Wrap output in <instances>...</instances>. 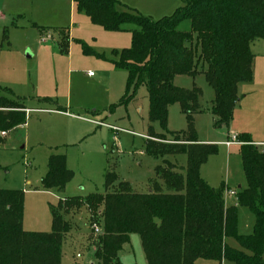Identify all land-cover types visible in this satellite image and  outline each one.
Listing matches in <instances>:
<instances>
[{
	"label": "trees",
	"instance_id": "16d2710c",
	"mask_svg": "<svg viewBox=\"0 0 264 264\" xmlns=\"http://www.w3.org/2000/svg\"><path fill=\"white\" fill-rule=\"evenodd\" d=\"M72 1L79 13L104 31L130 32L129 47L111 50L110 59L81 40L76 42L84 55L107 60L126 72L125 93L118 105L136 100L137 89L144 86L148 119L166 132L168 107L180 105L186 128L168 132L171 138L163 139L149 126L145 153L154 159L183 154L186 165L164 160L154 169L161 182H150L145 193L135 192L113 170L105 169L104 193L68 196L49 204V232L23 230V191L0 189V264H61L63 237L71 228L65 215L70 208L81 207L101 222L103 233L94 250L99 264H121L118 253L131 234L139 236L147 264H194L198 259L264 264V153L249 135L238 136L245 187L237 190L236 202L254 216L252 233L240 235L237 206L225 205L224 185L213 188L200 176L202 164L217 152L215 144L199 141L195 131V116L203 111L201 91L173 83L176 75L202 73L214 92L209 107L213 127H228L240 100L238 85L253 79L250 45L264 40V0H183L171 15L156 20L118 0ZM183 21H189L188 30L178 29ZM56 33L60 51H67L69 31L61 28ZM5 91L12 99L0 96V144L1 133L23 125L30 111L22 98ZM39 101L66 112L51 98ZM114 108L107 110L111 113ZM47 168L41 188L64 192L73 177L65 155L51 153ZM227 237L249 253L229 247Z\"/></svg>",
	"mask_w": 264,
	"mask_h": 264
},
{
	"label": "rangeland",
	"instance_id": "374dc122",
	"mask_svg": "<svg viewBox=\"0 0 264 264\" xmlns=\"http://www.w3.org/2000/svg\"><path fill=\"white\" fill-rule=\"evenodd\" d=\"M125 1L127 3L120 2L154 20L159 17L156 13L166 12L165 15H171L183 3V0H161L158 2L162 8L156 12L152 9V2L144 4V0ZM40 2L47 6L46 1ZM37 3L39 2H34ZM27 6L26 0H0V96L12 99L5 91L9 89L16 97L22 98L27 107L39 109L52 107L39 101L48 97L76 116L117 128L113 131L80 118L30 111L25 125L17 126L2 136L0 189L23 191V230L49 232L51 223L48 215L43 213L45 208L47 211L48 203L54 204L63 193V196L104 193L105 169L113 170L119 181L128 182L136 192L145 193L150 182H161L154 169L164 160L185 167L186 156L183 154L166 155L157 159L148 156L145 153V139L149 126L161 138L169 139L171 136L168 132L184 130L186 122L178 103L168 107V132L157 121L150 122L147 91L144 86L137 89L136 100L127 105H118L125 93L126 72L116 69L111 62L84 55L81 46L76 42L81 40L96 53L104 54L110 59L111 50L129 47L130 32L104 31L91 24L84 14L77 13L72 17L67 16L61 24L58 20H47L48 24L42 25L36 21H43L42 16L34 14ZM40 27L48 30L43 33ZM61 28L67 29L70 36V43L64 52L59 49L56 33ZM178 29L188 30L189 21H183ZM255 41L257 48L253 51L257 62L264 63V40ZM89 72L92 76H89ZM173 83L185 89L196 86L201 91L199 103L203 111L197 117L195 131L198 138L217 146L216 154L210 155L202 164V173L208 177L207 184L213 188L225 184L230 191L237 190L238 185L244 186L240 147L234 145L227 148L213 142H224L232 134H247L254 141L264 142V65L261 69L257 65L251 85H241V94L248 93L247 98L235 107L232 120L226 128L213 127L209 107L214 92L202 73L195 77L176 75ZM111 105L115 108L110 113L107 109ZM75 129L85 133L80 140H74L71 135ZM51 153L65 155L69 167L66 166L73 172L64 192L59 194L45 192L40 186V180L47 172ZM68 191L75 193L68 194ZM233 198L228 196L227 202L232 203ZM67 212L65 219L71 228L63 237L61 264L94 263L95 246L103 233L99 218H94L86 207L70 208ZM44 214L47 219L45 222L42 221ZM238 215L239 231H252L253 217L249 209L239 208ZM94 223L98 232L92 228ZM33 227L39 230H27ZM229 243L236 249H242L234 238H230ZM121 257V264H144L143 252L135 239L124 247ZM195 264L234 263L229 260H198Z\"/></svg>",
	"mask_w": 264,
	"mask_h": 264
},
{
	"label": "crops",
	"instance_id": "0c3cea01",
	"mask_svg": "<svg viewBox=\"0 0 264 264\" xmlns=\"http://www.w3.org/2000/svg\"><path fill=\"white\" fill-rule=\"evenodd\" d=\"M39 2V3H37V4H34V2ZM40 1H46V7L44 6V5H42V3L40 2ZM119 2L120 1H124V2H126L125 0H118ZM158 1H161V0H155V1H152V0H144L143 2H144V4H149L150 2H152L151 4H153V7H152V9L153 10H155L156 12H159L160 10H161V8H162V5L161 4H159L160 2H158ZM121 3V2H120ZM127 3V2H126ZM26 4L28 5L27 7H28V9L29 10H33V13L34 14H38L39 16L41 15L42 16V19H43V21H38V20H36L37 21V23H39V24H42V25H46V24H48L47 23V20H58V22L60 23V22H62L64 19H66L67 18V16H73L75 13H77V14H83V13H79L77 10H76V6H75V4H74V2L72 1V0H26ZM122 5H124V6H126L127 8H129L126 4H124V3H121ZM4 5V4H3ZM182 5V4H181ZM176 6L177 5H175V8H176ZM136 11V10H135ZM174 11V10H173ZM16 12H19V11H16ZM138 12V11H137ZM32 13V14H33ZM166 13V12H165ZM165 13H162V12H160V13H156V15H158L159 17H157V19H160V18H162L163 16H167L168 14H166L165 15ZM170 14V13H169ZM163 15V16H162ZM86 16V15H85ZM87 17V16H86ZM88 18V17H87ZM89 19V18H88ZM61 24V23H60ZM46 27H40V29H41V32H43V33H45L48 29H45ZM112 33H123V32H112ZM126 33H128L129 34V32H126ZM130 35V38H131V34H129ZM255 43H257L256 41H254L251 45H250V49H251V52H252V54H253V56H254V58H253V64H252V70H253V79H252V81L250 82V85L253 83V80H254V77H255V72H256V70H257V65L259 66V69H261L262 68V66L264 65V63L263 62H257V59H256V54L254 53V51H253V49L254 48H257L256 47V44ZM263 54V57H264V53H262ZM90 57H93V56H90ZM101 60H103V59H101ZM104 61H107V60H104ZM109 62V61H108ZM89 76H92V73L91 72H89ZM242 84H249V83H242ZM242 84H239L238 85V95L240 96V100H239V102H238V104L237 105H239L240 103H241V101H243L244 99H246L247 98V94L248 93H243V94H241L242 92L240 91L241 90V85ZM236 105V106H237ZM170 107V106H169ZM29 109H30V111H44L45 113H55V114H61V115H64V116H66V117H71V118H80V119H82V120H84V121H87V122H89V123H92V124H94V122H93V120L92 119H89V118H86V117H81V116H76V115H74L73 113H71L70 111H68L67 110V108H66V112H61V111H56V110H53L52 109V107H50V108H45V109H39V108H32V107H28ZM29 111V112H30ZM198 115H200V114H198ZM198 115H196L195 116V122L197 121V117H198ZM194 122V123H195ZM26 124V122L23 124V125H25ZM109 125V124H108ZM84 134L85 133H80V131H79V129H75L74 131H72V133H71V135L72 136H74V140H80V138H81V136L83 135L84 136ZM199 139V141H201V142H203V143H208V141H206V140H203V139H200V138H198ZM253 141V144L255 145V146H258V147H263L264 145H262V144H264V142H262V141H254V140H252ZM213 143H218V144H223V142H220V141H218V142H213ZM242 143L240 142V143H237V144H232V145H230V146H226L227 148H230L231 146H234V145H237V146H239L240 147V145H241ZM224 145V144H223ZM264 149V147L263 148H261V150H263ZM66 165L68 166V164H67V161H66ZM203 166V165H202ZM202 166L200 167V176L209 184V182H208V177H206V176H204L203 175V173H202ZM69 167V166H68ZM241 168H242V165H241ZM243 171V170H242ZM244 174V173H243ZM244 179H245V177H244ZM67 186V185H66ZM212 186V185H211ZM224 186H225V184H224ZM243 187H245V184H244V186L242 185H238V188H237V190L239 189V188H243ZM133 189V188H132ZM134 190V189H133ZM237 190H235L234 192L235 193H237ZM43 191H45V192H56L57 194H59V192H57L56 190H54V189H51V190H43ZM135 191V190H134ZM228 191H230L229 189H226V186H225V190H224V194H223V197H224V202H225V205L226 206H231V205H233L235 202H236V195L235 196H232V195H229V193H227ZM70 192H73V191H68L67 193L68 194H71ZM136 192V191H135ZM147 192V191H146ZM73 193H75V192H73ZM61 195V197H60V199H63V198H65V197H68V196H63L64 195V193L63 194H60ZM81 196H84V195H81ZM228 196H232V197H234L233 198V202L232 203H228L227 202V200H228ZM60 199H58V201L60 200ZM57 201V202H58ZM57 202H55V203H57ZM55 203L54 204H52V203H48V206H47V211L44 209L43 210V213H46L47 215H48V217H49V221H50V223H51V216H50V211L48 210L49 209V204H52V205H55ZM237 203V202H236ZM235 206H237V210L239 209V208H242L241 206H238V204L237 205H235ZM244 208H246V207H244ZM248 209V208H247ZM250 211V210H249ZM42 213V214H43ZM237 216H238V222H239V215L237 214ZM252 217H253V223H252V230H253V226H254V216H253V214H252ZM250 219V221H252L251 220V218H249ZM45 220H47L46 218H45V214H44V218L42 219V221L43 222H45ZM39 221H41V220H39ZM38 225V224H37ZM41 225V223L38 225V226H40ZM22 226L24 227V220L22 219ZM246 228H247V226H246ZM39 230V229H37L36 227H33V228H28L27 230ZM246 230H248V229H246ZM237 231H238V234H240V235H248V234H250V233H252V231H239V227H238V225H237ZM242 232H245V233H242ZM134 236H136L137 238H134ZM230 238H233V237H227L226 239H225V242H226V244L229 246V247H231V248H234V249H236V247L235 246H233V245H230V243H229V239ZM135 239V242H136V244L138 245L139 244V246H140V248H141V243H140V238H139V236L138 235H136V234H131L130 236H129V243H126V244H124L123 246H122V249L119 251V253H118V257H119V259H120V261H122V257H121V252H123V250H124V247L126 246V245H128V244H131V242H133V240ZM239 244V243H238ZM242 248V247H241ZM237 250H239V249H237ZM241 250H243V251H245V252H247V253H249L247 250H245V249H241ZM141 251L143 252V250H142V248H141ZM263 259H264V251H263ZM143 263L144 264H147L146 263V260H145V256H144V253H143ZM96 259V258H95ZM198 260H201V259H198ZM198 260H196L195 261V263L198 261ZM211 261H213V260H211ZM95 263H98L99 264V262L97 261V259L94 261V263H91V264H95ZM194 263V264H195ZM122 264H123V262H122Z\"/></svg>",
	"mask_w": 264,
	"mask_h": 264
},
{
	"label": "built area",
	"instance_id": "2783aa9c",
	"mask_svg": "<svg viewBox=\"0 0 264 264\" xmlns=\"http://www.w3.org/2000/svg\"><path fill=\"white\" fill-rule=\"evenodd\" d=\"M0 14H1V12H0ZM93 122L96 125H98V126H106V127H108L109 129H111L113 131H116L117 130L116 127L111 126V125H108V124H105L103 122H99V121H95V120H93ZM5 135H6V132H2L1 133V136H5ZM237 143H240V142H239L238 136L236 134H232L229 139H227L226 141L223 142V144L226 145V146H230L232 144H237ZM261 152L264 153V149L261 150ZM227 193H229V195H232V196H235L236 195V193L234 191H228ZM233 205L235 206V205H237V203L235 202ZM92 228L95 230V232H98L99 231L98 230V227H97V225L95 223L93 224Z\"/></svg>",
	"mask_w": 264,
	"mask_h": 264
}]
</instances>
